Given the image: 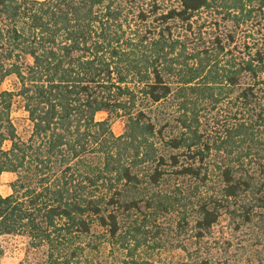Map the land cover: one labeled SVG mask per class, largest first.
Returning <instances> with one entry per match:
<instances>
[{"label": "trees", "instance_id": "trees-1", "mask_svg": "<svg viewBox=\"0 0 264 264\" xmlns=\"http://www.w3.org/2000/svg\"><path fill=\"white\" fill-rule=\"evenodd\" d=\"M178 1L179 9L159 17L166 27L157 38L140 31L131 38L122 0H0V84L17 79L15 90H0V175L17 177L12 193L0 194V264H7L3 239L12 236L28 240L41 256L37 264H172L156 260L172 250V229L160 218L179 202L155 190L172 176L196 183L184 207L193 244L204 245L180 264L217 260L213 228L224 214L236 217L243 197L249 204L241 206L246 213L236 231L258 226L252 210L264 209V104L257 88L264 55L230 67L210 56L196 67L174 57L168 24L191 27L195 13L220 0ZM229 1L223 6L230 8ZM139 17L147 19L143 11ZM245 79L254 83L238 97L240 122L215 149L199 131V103L218 102L225 86ZM171 97L182 100L174 126L182 130L166 136L169 122L158 128L148 110ZM16 103L31 123L26 140L11 118ZM99 112L109 117L97 121ZM112 116L125 122L120 136L111 129ZM213 151L222 156L212 167ZM251 155L258 157V174L244 165ZM184 219L185 228L190 221ZM257 231L259 243L251 246H264V229ZM256 257L264 264L263 250Z\"/></svg>", "mask_w": 264, "mask_h": 264}, {"label": "rangeland", "instance_id": "rangeland-1", "mask_svg": "<svg viewBox=\"0 0 264 264\" xmlns=\"http://www.w3.org/2000/svg\"><path fill=\"white\" fill-rule=\"evenodd\" d=\"M223 3L224 0H220L216 6L204 8L195 13L190 22L191 27L181 22H170L168 24L172 30L170 41L176 42L175 44L177 45L176 51L173 54L174 57H179L181 61H186L196 67L199 58L205 60L207 56H210L209 59L214 63L219 62L220 67H230L232 63L238 64L240 61L253 59L259 51L264 55L263 5L256 0H230L228 2L230 8H227L223 6ZM242 4L243 9L239 10L236 8V6ZM121 5L124 8L123 20L126 36L131 38H135L136 31H140L141 33L150 32L151 37L157 38L159 32L166 27V24H161L159 17L168 13L171 9L180 8L178 0H142L140 2L122 0ZM141 11L147 15L145 21L139 17ZM219 42L225 48L224 52L220 51L218 47ZM16 81L15 76L6 78L0 84V90H15L17 88ZM258 82H262L257 88L261 90L258 94L261 96L260 100L264 104V75L260 77V81ZM253 83L252 80L245 79L242 80L240 86H225L222 99H219L218 102H212L210 99H207L204 100L203 104L199 103L198 127L200 133L203 135L204 142L209 143L215 149H219V145L223 146V142L228 140V132L240 122L239 118H241L238 97L244 88ZM181 102L182 100H176L171 97L160 104L152 105L150 110H148L149 115L155 121H158V128L169 122L168 130L165 133L166 136L178 134L182 130L181 126L179 128L174 127L178 123V117L184 112L180 108ZM108 117L109 115L106 112H99L96 115V120L103 121ZM11 118L16 126L19 137L26 140L31 134L32 127L27 113L23 111L20 104H15ZM110 122L113 133L116 136H120L123 132L124 120L112 116ZM171 126H173L172 131ZM261 136L262 140H264V133ZM10 146L11 143L6 142L4 148L8 149ZM221 152L223 151L221 150ZM221 156V154L219 156L216 151H213L209 158L212 167L220 164ZM235 156L237 155L235 154ZM257 158L256 155L244 158V165L250 168L249 172L251 174L254 171H257L258 174L260 170ZM16 178V175L13 173H3L0 175V194L2 196L6 197L12 193L11 184ZM155 190L160 193L173 195L179 202L178 205L171 208L169 214L160 218L162 225L172 229L169 241V247L171 246L172 250L169 249L162 255L160 254L161 256L158 259L156 258V260L161 263L180 264L188 258L187 252L195 253L201 250L199 248H203L204 246L193 244L190 236L193 222L188 217L189 208L187 207L186 209L184 207L189 204L190 197L193 199V194L196 192V183L188 180H179L175 176H172L164 180ZM243 198L244 202L237 203L234 206L237 213L236 217L224 214L213 228V237L210 240L212 244L210 243V245L213 248L212 253L216 254L217 260L212 264H226L225 260L228 258L230 260L229 264H248L247 256L252 259V263L249 264H259L258 259H255L257 258L256 251H264V246L256 245L254 247L251 244L259 243L255 237L258 232V226L264 229V217L262 216L264 209L253 208L252 210L253 213L255 212V222L258 223V226H253L252 229L245 228V226L242 231H236V223L246 213L241 206L242 204H249V198ZM184 218L190 221V225L185 228L183 226ZM184 229H189V233L184 234ZM177 230H182L179 236ZM262 242L264 244V240ZM3 245L5 247L3 262L7 264H37L41 257L40 255L38 257L35 252L28 249V240L24 237H5ZM243 253L245 257L242 259L241 255Z\"/></svg>", "mask_w": 264, "mask_h": 264}]
</instances>
